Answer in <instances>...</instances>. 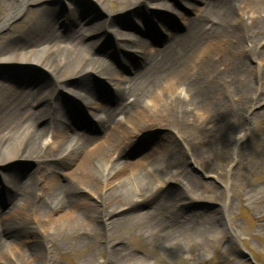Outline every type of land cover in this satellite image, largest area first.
Instances as JSON below:
<instances>
[{"label": "bare ground", "instance_id": "1", "mask_svg": "<svg viewBox=\"0 0 264 264\" xmlns=\"http://www.w3.org/2000/svg\"><path fill=\"white\" fill-rule=\"evenodd\" d=\"M57 1L69 5L68 14L59 17ZM73 1L0 0V67L11 70L0 72V200L4 205L0 208V264H57L46 263L53 251H78L100 233L137 227L146 228L148 238L165 251L182 240L196 241L213 233L218 217L183 212L185 204L178 203L181 198L194 199L188 192L194 190L196 180L183 168L186 155L190 152L193 159L204 162V157L191 151L188 139L198 138L200 128L210 122L194 121L179 151L167 131L147 135L150 149L143 156V166L156 180L170 178L180 189L156 187L152 176L138 168L139 162L126 164L121 157L143 138V129L180 126L176 118L188 108L231 112L235 106L227 104L219 85L238 94L264 85V0H178L183 7L177 0H95L105 18L88 19L87 30H79L80 6ZM145 3L164 10L150 12L147 21L166 37L160 39L162 48L152 49L146 40L129 35L130 45L120 44L126 52L116 48L121 64L130 66L124 77L95 57L92 49L101 43L104 49L109 45L100 42L104 27L130 26L118 17L137 13ZM105 5L113 11L108 12ZM167 14L182 23V33H171L160 24L171 20ZM88 36L92 37L87 40ZM218 47L223 52L220 71L209 58ZM249 59L257 66L250 65ZM25 68L44 70L41 78L32 75L38 79L36 87L28 85L33 77L21 72ZM91 73L113 87L109 99L114 107L88 102L95 94L89 84ZM178 88L188 103H157L165 101L167 89ZM61 90L90 109L96 136L74 131L71 110L60 100ZM212 95L218 96L214 107ZM244 101L240 97L241 105ZM244 139L245 132L237 131L233 140L221 135L216 142L231 141L233 162L238 164ZM18 161H29L32 172L21 171ZM91 164H96L98 175L89 171ZM83 191L95 196V201L83 197ZM148 199L156 204L143 213L135 212L139 202ZM98 217L100 226L93 223ZM108 250L117 263L139 261L123 249ZM109 260L106 257L104 263Z\"/></svg>", "mask_w": 264, "mask_h": 264}, {"label": "rangeland", "instance_id": "2", "mask_svg": "<svg viewBox=\"0 0 264 264\" xmlns=\"http://www.w3.org/2000/svg\"><path fill=\"white\" fill-rule=\"evenodd\" d=\"M168 1L172 3L174 0ZM72 3L75 6H80L78 12L81 22L79 30H87L91 26L87 21L92 17L95 19L105 18L102 7L95 0H74ZM177 5L183 7L182 2L178 0ZM178 6L176 9H179ZM68 7L67 3L57 1L59 17L62 16V13L63 15L68 14ZM104 8L108 12L113 11V8L107 5ZM136 12L133 15L124 14V16L118 17L119 19L123 17L130 26L114 23V29L106 30L104 27L101 31L105 34L100 42H107L109 45H106L107 47L104 49L99 47L101 43L92 49V54L95 57L102 58L124 77L129 75L130 66L127 63L121 64L118 53L116 54V48L120 49L121 43L130 45L127 43L129 35L146 40L152 49L162 48L164 42L162 43L160 39L163 36L166 37V34L156 31L157 29L152 27V24L148 25L147 21L150 18V12L164 13V10L156 9L145 3L139 6ZM168 16L171 17V20L169 19L168 22L164 20L160 24L167 26L171 33H182V23L175 16ZM145 21H147V29L143 28ZM98 32L100 33V31ZM92 36H88L87 40ZM110 49L114 53L109 52ZM121 50H123L120 51L121 53L126 52L123 48ZM222 53L221 48L218 47L209 57L218 71L221 69L219 57ZM134 62H136L135 59ZM134 62L129 63L134 65ZM248 62L252 66H257L254 59H249ZM7 68L0 67V72H11ZM21 72L24 74L30 72L31 77L35 75L36 78H41L45 74L41 68H25ZM220 81L219 84L223 83ZM28 83L33 87L39 84L38 79L34 77L30 78ZM89 84L95 91V94L88 98L91 106L114 107L109 99L114 92L112 86L107 84L103 78L92 73L89 77ZM219 87L225 90L227 104L235 106L231 112H224V109L214 112L212 109L211 112L205 113L196 107L188 108L186 114H181L176 118L181 122L180 126L171 125L163 128L152 126L143 129L140 134L143 138L127 148L121 157V160L126 164L139 162L138 168L148 176H152L156 187L159 186L162 190H175L178 187L180 189L181 186L170 178H163L162 182L156 180L157 177L151 175L152 173L143 166V162H141L143 156L150 149V143L146 139L147 135L153 130H165L174 140L176 149L179 151L184 146L181 143L182 139L187 136L186 130L192 127L191 124L194 121L210 122L207 127L200 128L202 134L200 133L198 138L188 139L191 151L204 157V162L201 164L197 159H193L190 152L186 155L187 160L183 168L188 170L196 180L194 190L188 192L194 199L181 198L178 203L185 204L181 208L183 212L218 217V220L214 219V232L206 233L196 241L182 240L171 251L163 250L157 242L148 238L144 227L125 229L115 234L100 233L89 240L87 247L83 246L81 250L64 249L51 252L46 263L54 261L57 264H264V94H260V89L264 88V85L259 87V90L244 89L240 94L226 90L221 85ZM59 92L61 93V102H64L71 110L74 131L78 134L96 136V124L88 112L90 109L82 107L66 91ZM236 95H239V99L241 97L245 100L243 105L240 104ZM210 99L214 107L217 104L218 96L212 95ZM157 103H188V98L183 96L181 88L167 89L165 101L161 100ZM237 131L245 132L244 154L238 159V164L233 162L231 141L226 145L216 142V137H221V135H228L230 140H233V134ZM210 132L212 135H209ZM18 168L28 175L34 167L29 161H18ZM89 171L97 174L96 164H91ZM67 173L66 171L65 174ZM1 189L2 179L0 177V191L2 192ZM83 197L92 202L95 201V196L86 191H83ZM197 197L199 200H195ZM155 204L154 199L142 200L136 206L135 212L143 213ZM0 208H4L2 200H0ZM93 223L100 226L99 217L94 219ZM110 247L123 249L125 254L135 255L139 261L133 263L126 259L125 261L119 260L117 263L108 250ZM27 252L30 253L29 249ZM106 257H109L110 260L104 263Z\"/></svg>", "mask_w": 264, "mask_h": 264}]
</instances>
